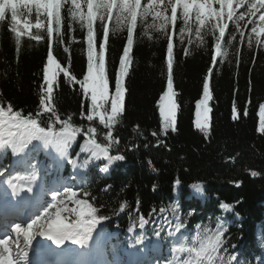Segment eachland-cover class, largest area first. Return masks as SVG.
I'll use <instances>...</instances> for the list:
<instances>
[{"label":"trees","instance_id":"1","mask_svg":"<svg viewBox=\"0 0 264 264\" xmlns=\"http://www.w3.org/2000/svg\"><path fill=\"white\" fill-rule=\"evenodd\" d=\"M141 2L147 3V0ZM69 6L62 9L63 37L54 35L51 44L45 28L33 27L30 34L39 32L41 40L24 34L18 50L11 32L10 12L0 21V107L11 106L24 117L38 118L42 127L52 123L59 129L52 113L39 110L42 70L51 49L54 59L69 68L75 77L67 82L61 73L53 90L56 115L61 120L70 118L73 126L81 128L68 149V156L73 158L86 140L84 132L88 127L96 129L95 138L102 144L109 129L96 117L88 121L86 107L81 115L83 96L78 81L87 71L86 30L71 22ZM213 7L219 9L218 4ZM19 18L21 27L24 19L34 25L35 9ZM41 19L46 23L43 16ZM69 23H72L71 29ZM151 23L152 18L148 17L147 23L138 25L134 31L131 63L124 78V111L111 129L118 141L112 145L111 154H122L126 159L116 161L108 172L101 171L102 162L88 167L79 178L78 198L88 199L98 215L107 217L102 221V230L112 234L106 250L111 264H119L123 251L142 240L149 250L154 237L162 242L163 250L169 248L177 253L175 257L162 254L168 264H178V261L185 264L189 254L176 249L192 247L198 236L205 232L212 234L218 228H222L223 240L218 253L224 264L231 257H234L232 264H264V132L259 131V105L264 103V46L253 42L249 48L247 35L241 41L236 26L229 22L225 39L235 35L236 40L228 48V58L221 61L218 57L214 64L211 33L203 43L194 33L186 34L181 40L182 21H177L175 28L168 31L174 42L175 131L170 129L166 134H159V98L167 86V39L148 28ZM94 27H99V22ZM251 27L248 25L243 31L247 34ZM99 37L103 39L102 29ZM126 38V29L110 31L107 38L110 93L115 91V69ZM206 75L212 97L208 102L207 133L196 127V103L202 97ZM153 132L158 135L154 137ZM54 157L60 161L54 148H45L37 140L18 155H14L12 148L0 149V171L3 172L0 181L24 182L20 178L33 171L30 166L35 162L36 172L44 166V183L49 188L54 174L53 171L45 174L44 170ZM253 172L257 175L253 176ZM64 174L70 175V166ZM176 181L180 183L177 185ZM192 184L203 185V200L190 196ZM85 191L90 194L88 197L83 196ZM121 204L125 205L123 211ZM222 204L230 207L223 208ZM140 215L150 220L142 229L138 223ZM177 223L182 225L179 231H176ZM158 224L163 225L159 235L156 234ZM130 229L132 233H127ZM114 231L118 232L113 234Z\"/></svg>","mask_w":264,"mask_h":264},{"label":"snow or ice","instance_id":"2","mask_svg":"<svg viewBox=\"0 0 264 264\" xmlns=\"http://www.w3.org/2000/svg\"><path fill=\"white\" fill-rule=\"evenodd\" d=\"M214 4H218L219 9L214 8ZM66 5H70L68 12L71 22L78 23L82 29L86 30L87 71L78 81L83 96L81 115H84L86 107L88 121L91 122L96 117L109 129L105 138L106 142L102 144L95 138L96 129L88 127L84 132L86 140L81 146V152L89 153L92 159L105 160L107 163L101 168L104 172L114 162L126 159L122 154H111L112 145L118 143L111 129L119 122L124 111L126 93L124 78L128 74L131 63L130 52L134 43V31L138 25L146 24L148 17L152 18L148 28L167 39V86L159 98V134H166L170 129L175 131L177 104L173 99L176 96L173 91L174 42L172 35H168V31L170 28H175L177 21H182V27L179 29L181 40H184L186 34L191 36L194 33L197 40L203 43L205 36L211 33L214 40L211 60L214 64L218 57L221 61L228 58V48L236 40L235 35L225 39L229 22L236 26V32L241 41L247 35L249 48L253 46V42L258 46H264V39H262L264 38V0H147V3H142L141 0H0V21H3L10 12L11 32L14 33L18 50L21 37L24 34H30V29L33 27L37 30L45 28L51 44L54 35L61 39L63 37L62 9ZM33 8L36 23L33 25L29 20L24 19L21 27L19 17H22L24 12L31 14ZM239 9L244 10L238 11ZM42 16L46 19V23L41 19ZM97 22L99 27H94ZM248 25L252 27L246 34L243 29ZM69 28H72V23H69ZM100 29L103 30V39L99 37ZM125 29L126 44L119 56L118 67L115 69V91L110 93L111 72L106 67L107 38L110 31L115 33ZM31 38L39 41L42 37L37 32L31 35ZM65 51L67 52L68 49L65 48ZM42 71L43 84L39 110L43 113H52L55 117L54 123L60 125L59 129H55L52 123L42 127L38 118H33L31 115L24 117L20 112L13 111L11 106L7 109L0 107V149L12 148L14 155H18L23 153L32 141L37 140L45 148H54L61 162L66 159L68 163L76 164V160L69 158L68 149L77 134L81 132V128L73 126L70 118L61 120L53 107V90L57 86V77L63 73L67 82H72L75 77L71 75L69 68L62 67L54 59L51 49ZM212 72L213 68L210 67L208 73ZM209 87V78L206 75L203 82V96L196 103V127L205 133L208 130V102L212 98ZM201 107L204 111L203 122L200 120ZM259 113L261 118L259 131L264 132V103L259 105ZM236 114L237 109L234 106V118ZM5 129H7V136L4 135ZM152 135L155 137L158 133L153 132ZM30 167L33 171L20 178L28 185L26 191L29 193L38 178L35 162ZM2 174L3 172L0 171V175ZM252 175L256 176L257 173L253 172ZM7 182L11 183L10 180ZM179 183L176 181L177 185ZM11 187L13 194L19 195L17 185H11ZM193 187L199 188L200 185ZM78 193L79 190L74 186L63 183L51 192V202L47 203L38 215L27 222H12L11 233H5V237H11V239L0 238V264H14V262L21 264V261H27L29 247L36 236L45 237L57 246L65 244L66 241L84 245L92 239L96 227L107 217L98 215V210L93 204L88 199L78 198ZM82 194L84 197L90 195L86 191ZM124 207L125 205L121 204L120 210L123 211ZM221 207L229 208L230 206L222 204ZM149 222L150 220L145 219L143 215L138 218L140 228H144ZM162 227L161 224L157 225V235ZM181 227L182 225L177 223L176 231H179ZM222 243V228H218L212 234L205 232L202 236H198L197 243L192 247L182 246L176 251L189 254L185 264H224L223 257L218 253ZM13 246H15L14 251ZM233 259L234 257L229 258L227 264H232Z\"/></svg>","mask_w":264,"mask_h":264},{"label":"rangeland","instance_id":"3","mask_svg":"<svg viewBox=\"0 0 264 264\" xmlns=\"http://www.w3.org/2000/svg\"><path fill=\"white\" fill-rule=\"evenodd\" d=\"M22 25H23V23H22ZM262 39H264V38H262ZM202 96H203V93H202ZM202 98V97H201ZM173 99H174V97H173ZM200 112H201V115H200V120H201V122H203V120H204V111H203V107H201V109H200ZM260 124H261V118H260ZM4 135L5 136H7V130L4 132ZM74 141V140H73ZM55 150V149H54ZM29 151V150H28ZM55 154H57V152L55 151ZM58 155V154H57ZM70 158V157H69ZM71 159H73V160H76L77 161V163L76 164H70V163H68V161L65 159V160H63L62 162L61 161H55L54 159H51L50 161H49V163H48V167H49V170H47V174H49L50 172H51V170H53L54 171V173L55 172H57V175H56V177H54V186L52 187V189H51V191H53L54 189H56L57 187H59L61 184H67V185H70V186H74L75 188H77L78 187V185H79V180H78V178H75V176H74V173H72V177H70V178H67V179H64V177H63V172H64V170L66 169V168H68V166L67 165H70L71 166V168H72V172H75V168L77 167L78 169H79V171L81 170H83V171H85L88 167H90V166H93V165H96V163H99V162H102L103 163V166H102V168L105 166V164L107 163L105 160H103V159H92L91 158V156H90V154L89 153H87V152H81V147L79 148V150H78V152H77V154H75V156L73 157V158H71ZM87 161V162H86ZM114 164V163H113ZM113 164H111V165H109L108 166V170L111 168V166L113 165ZM107 172V171H106ZM37 180L35 181V182H42V176L40 175V174H38L37 173ZM34 182V183H35ZM194 185H200V184H192L190 187H189V193H190V196H192V197H195V198H197V199H199V200H203L204 199V193H203V187L200 185V187L199 188H196V187H193ZM20 187L17 185V190L19 189ZM10 191H13V188L10 186ZM20 190H22V189H20ZM62 190V189H61ZM49 196H50V201H51V193L49 194ZM44 200V199H43ZM43 200H42V203H44L43 202ZM50 203V202H49ZM69 206H71V205H69ZM44 207H46V206H41V207H36V208H34L33 210H31L30 211V213H29V215H26V222L30 219V218H32L33 216H35V215H38L39 214V212L44 208ZM71 219V218H70ZM100 229H101V224H100ZM100 229H99V231H100ZM127 233H132L131 232V230H127L126 231ZM97 236H99V234H97L96 235V239L95 240H92L93 242H97V240H98V237ZM92 242V243H93ZM197 243V242H196ZM195 243V244H196ZM44 244V243H43ZM51 244H53L52 242H51ZM139 244H143V241H141V242H139ZM138 244V245H139ZM45 245V244H44ZM97 245V244H96ZM85 247V246H84ZM160 247H161V242L157 239V238H154L153 239V241H152V249H154L155 250V257H157L158 259H156V262L155 261H153L152 262V264H158V261L160 260V262H162L161 264H168V261H166L165 260V258L164 257H162L161 256V249H160ZM94 250V249H93ZM93 250H84V248H83V250H82V254H83V252L84 251H86V255L87 254H90L91 256L90 257H92V251ZM99 250V249H98ZM14 251V250H13ZM32 252H34V251H31V250H29V253H31L32 254ZM72 252H75V249H73L72 247H67L66 246V248H65V252H61V253H55V252H53L55 255H57V256H65V258H68V257H70L71 256V254H72ZM100 252L102 253V251H101V249H100ZM100 252H98V251H96V253L97 254H95L94 255V257H96V259H98V261L96 260V263H98V264H100L99 262V258L100 259H102L100 256H101V253ZM164 252L165 253H168L170 256L169 257H175L176 255H177V253L176 252H172V251H169L168 249H165L164 250ZM81 253L80 254H78L76 257H77V259H76V262H78V263H81V261L82 260H80L79 259V255H81ZM94 254V253H93ZM122 255L124 256V262H123V264H137L136 262H139L141 259H144L143 261H141L142 263L143 262H145V260L146 259H148V254L146 253V251L144 250V249H140V250H136V249H134L133 251L131 250V251H128V250H124V252L122 253ZM89 257V256H88ZM27 259H29V258H27ZM150 260V259H149ZM27 263V261H21V264H26ZM95 263V264H96ZM141 263V264H142ZM15 264V263H14ZM65 264H69V262H66ZM149 264H151V262H149ZM178 264H184L183 262H180L179 263V261H178Z\"/></svg>","mask_w":264,"mask_h":264},{"label":"bare ground","instance_id":"4","mask_svg":"<svg viewBox=\"0 0 264 264\" xmlns=\"http://www.w3.org/2000/svg\"><path fill=\"white\" fill-rule=\"evenodd\" d=\"M1 190L3 191L4 190V187L1 188ZM19 191V195H21V193H23L24 191L23 190H17ZM101 224V223H100ZM100 224L96 227L94 233H93V237L92 239H90L86 244H84V250H93L92 252V257H90L91 255L90 254H87L86 255V251L83 252V254L81 253V255H79V259L82 260L81 263L79 264H93V263H96V260L98 261V259H96V257H94L96 253V251L100 252V246L96 243V242H93L92 240H95L96 239V235L99 234V229H100ZM38 237V240L39 241H42L44 244H45V241L46 242H49L51 243L50 240H48L47 238L45 237H40V236H37ZM93 242V243H92ZM97 244V245H96ZM47 245V244H45ZM78 244H73L71 241H69V244L67 245V247H72L73 249H75V247L77 246ZM99 249V250H98ZM47 253H52V254H47ZM101 253V252H100ZM89 256V257H88ZM42 257H48L50 260L52 258H56L55 260H52L53 263H57V264H65L66 262H70V257L68 258H65V256H57L55 255L52 251H48V250H42L40 251V253H37L36 254H33L32 256L29 257V261L31 262L30 264H32L34 262V264H37L36 263V260L42 258ZM101 257V256H100ZM77 259V258H76ZM99 261H102L100 258H99ZM15 263V262H14ZM72 263V262H71ZM78 263V262H77ZM100 264H104V262H99Z\"/></svg>","mask_w":264,"mask_h":264}]
</instances>
